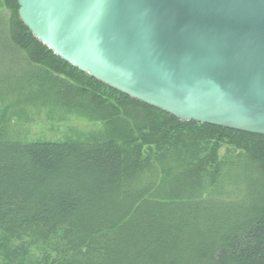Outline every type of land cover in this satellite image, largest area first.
<instances>
[{"label": "trees", "instance_id": "obj_1", "mask_svg": "<svg viewBox=\"0 0 264 264\" xmlns=\"http://www.w3.org/2000/svg\"><path fill=\"white\" fill-rule=\"evenodd\" d=\"M0 0L4 113L75 112L84 142L6 140L1 264H264V136L182 122L69 65ZM16 116V114H15ZM5 116H2L4 119ZM47 251V252H46Z\"/></svg>", "mask_w": 264, "mask_h": 264}, {"label": "water", "instance_id": "obj_2", "mask_svg": "<svg viewBox=\"0 0 264 264\" xmlns=\"http://www.w3.org/2000/svg\"><path fill=\"white\" fill-rule=\"evenodd\" d=\"M60 59L182 122L264 136V0H16Z\"/></svg>", "mask_w": 264, "mask_h": 264}, {"label": "rangeland", "instance_id": "obj_3", "mask_svg": "<svg viewBox=\"0 0 264 264\" xmlns=\"http://www.w3.org/2000/svg\"><path fill=\"white\" fill-rule=\"evenodd\" d=\"M7 53L0 49V74L14 71L10 67ZM6 102H0V127L6 140L22 144L36 142H84L101 129L100 124L87 121L75 112H67L58 108L29 107L4 113ZM16 114V116H15ZM5 116V120L2 119ZM49 250L47 245L31 247L27 261H34L41 252ZM46 251V252H47ZM7 258L0 251V264Z\"/></svg>", "mask_w": 264, "mask_h": 264}]
</instances>
